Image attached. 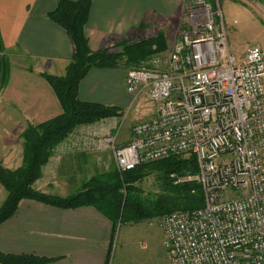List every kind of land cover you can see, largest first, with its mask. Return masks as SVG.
Returning <instances> with one entry per match:
<instances>
[{"label": "built area", "instance_id": "obj_1", "mask_svg": "<svg viewBox=\"0 0 264 264\" xmlns=\"http://www.w3.org/2000/svg\"><path fill=\"white\" fill-rule=\"evenodd\" d=\"M244 1L264 8V0ZM218 2L193 0L168 58L127 71L131 107L147 104L129 143L94 137L81 147L111 151L122 174L173 155L196 156L204 206L157 221L172 264H264V50L231 52Z\"/></svg>", "mask_w": 264, "mask_h": 264}, {"label": "crops", "instance_id": "obj_2", "mask_svg": "<svg viewBox=\"0 0 264 264\" xmlns=\"http://www.w3.org/2000/svg\"><path fill=\"white\" fill-rule=\"evenodd\" d=\"M59 1L0 0V35L5 48L0 61L6 54L11 62L8 84L0 90V164L9 170L22 166L24 130L63 113L44 77L46 73L62 76L75 54L66 30L50 18ZM187 2L92 0L85 28L90 48L111 49L124 41L153 37L163 25L176 27ZM127 71L124 67L90 69L79 85V99L124 111L132 101L125 88ZM94 137L77 131L71 134L43 167L34 188L66 198L77 192L72 188L101 172V160L110 157L81 148L95 144ZM3 189L0 184V195ZM115 236L114 224L91 206L62 209L24 199L16 214L0 226V251L52 259V264H109Z\"/></svg>", "mask_w": 264, "mask_h": 264}, {"label": "trees", "instance_id": "obj_3", "mask_svg": "<svg viewBox=\"0 0 264 264\" xmlns=\"http://www.w3.org/2000/svg\"><path fill=\"white\" fill-rule=\"evenodd\" d=\"M92 0H61L50 18L63 27L75 46V54L61 77L44 74L63 109L58 117L38 125H29L22 133V166L9 170L0 164V184L7 193L0 207V226L14 216L24 199L35 200L62 209L91 206L117 227L138 224L176 211H190L204 206L202 186L194 179L199 172L193 154L173 155L160 161L142 164L120 173L115 167L97 171L86 178L77 192L63 198L34 188L42 177L55 150L80 127L95 125L122 113L112 107L82 102L78 97L81 81L92 68L127 70L140 67L148 59L169 49L167 36L159 32L140 41H124L114 48L93 51L85 33ZM216 6V5H215ZM0 51L5 52L0 35ZM6 54L0 61V90L8 84L10 67ZM157 175L160 192L146 194L140 183ZM54 260L34 255H10L0 251V264H52Z\"/></svg>", "mask_w": 264, "mask_h": 264}, {"label": "rangeland", "instance_id": "obj_4", "mask_svg": "<svg viewBox=\"0 0 264 264\" xmlns=\"http://www.w3.org/2000/svg\"><path fill=\"white\" fill-rule=\"evenodd\" d=\"M187 1L181 23L176 27H171V29L167 26L164 27V25L159 29L158 32L163 31V33H166L170 44L168 51L156 56L167 59L182 32L186 29L188 8L193 4V0ZM217 7L221 9L227 28L230 49L233 54L237 57H243L246 49L253 45L259 46L264 50L263 7L253 6L244 0H219ZM6 58V63L11 67L10 58L7 55ZM65 74L66 70L62 76ZM141 105L143 108L138 109L136 106L131 107L130 104L116 119H107L108 121H103L96 125L80 127L77 132L85 133V135L90 134L95 137H115L118 145L126 143L132 137L134 124L138 120L147 117V104L143 102ZM136 109L139 111L137 112ZM98 153H100V156L106 154V156L110 157L109 159L106 157L101 160L102 172L112 167L116 168L111 152L99 151ZM140 187L146 194H158L160 187L157 175L153 174L145 179L140 183ZM71 191L76 192L77 188H72ZM6 195L5 189H3L0 195V207L3 205ZM165 215L138 224L118 226L109 264H172L169 253L163 246V228L157 223L158 219ZM152 221L156 222L154 226L150 225Z\"/></svg>", "mask_w": 264, "mask_h": 264}]
</instances>
